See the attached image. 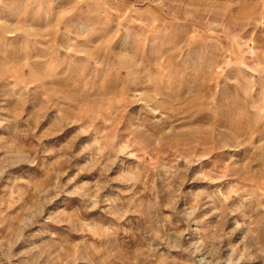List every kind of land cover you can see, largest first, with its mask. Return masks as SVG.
I'll return each instance as SVG.
<instances>
[{
  "label": "rangeland",
  "instance_id": "rangeland-1",
  "mask_svg": "<svg viewBox=\"0 0 264 264\" xmlns=\"http://www.w3.org/2000/svg\"><path fill=\"white\" fill-rule=\"evenodd\" d=\"M0 264H264V0H0Z\"/></svg>",
  "mask_w": 264,
  "mask_h": 264
}]
</instances>
